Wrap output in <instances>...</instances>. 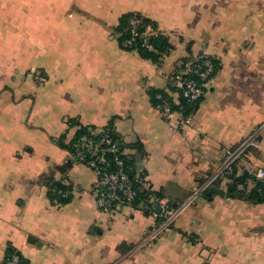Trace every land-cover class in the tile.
Listing matches in <instances>:
<instances>
[{
	"label": "crops",
	"instance_id": "1",
	"mask_svg": "<svg viewBox=\"0 0 264 264\" xmlns=\"http://www.w3.org/2000/svg\"><path fill=\"white\" fill-rule=\"evenodd\" d=\"M136 12L165 40L158 61L123 49ZM216 63L199 102L162 118L152 105L182 62ZM46 79L38 83L35 73ZM188 118L190 123L184 124ZM113 129L130 171L162 203L199 190L171 231L143 208L102 213L96 176L64 147L80 128ZM260 129L259 148L218 174L225 151ZM264 0H0V264H264ZM53 183L68 200L49 198Z\"/></svg>",
	"mask_w": 264,
	"mask_h": 264
},
{
	"label": "built area",
	"instance_id": "2",
	"mask_svg": "<svg viewBox=\"0 0 264 264\" xmlns=\"http://www.w3.org/2000/svg\"><path fill=\"white\" fill-rule=\"evenodd\" d=\"M129 39L125 40L121 47L127 49L133 45L135 39L143 40L142 47L150 52H154V47L147 42L148 38L157 34L146 24H143L140 17L134 14L127 21ZM213 64L210 60L204 59L194 64H189L182 74H191L195 78L183 79L178 73L171 77L173 85L182 90V97L185 101L194 106L203 96L206 80L213 73ZM34 79L42 84L46 79L39 72L35 73ZM157 99L162 103L155 105L153 108L162 118H169L173 113L169 105L163 100L161 95H157ZM184 124H189L190 120L185 118ZM99 131V130H98ZM260 129L254 131L247 136L239 145L231 150L225 151L218 174H231L236 162L246 155L252 149L259 148ZM74 153L70 154V160L66 163H79L86 166L96 176L95 182L91 187V193L95 199L98 209L109 217L122 209L131 208L137 190L152 191L150 182L143 175H136L132 180L127 172L124 161L121 159L122 152L118 144L112 141L108 136L93 141L89 137H81L78 143L73 146ZM109 156V158H108ZM259 178L264 177V171L257 173ZM199 190L193 191L192 196L176 208H170L167 203L152 198L151 202L156 205L159 211L155 214L156 224L152 229L147 231L141 241L140 248H146L152 243L171 231L172 224L192 202ZM61 193V192H59ZM63 197L67 194L62 193ZM57 203L56 201H54ZM21 257L14 253L10 255L4 264H20Z\"/></svg>",
	"mask_w": 264,
	"mask_h": 264
},
{
	"label": "trees",
	"instance_id": "3",
	"mask_svg": "<svg viewBox=\"0 0 264 264\" xmlns=\"http://www.w3.org/2000/svg\"><path fill=\"white\" fill-rule=\"evenodd\" d=\"M134 14H136V15H138V17H140V19H141L143 24H146L149 27H151L153 30L157 31V27L155 26V24L152 23L151 21H149L148 19H146L145 17H143L141 14L136 13V12L125 14V15H123L120 18L119 26H118V29H117V32L119 34L118 41H119L120 46L125 40L129 39V32H128V30H126L127 21ZM147 42L150 43L154 47V49H155L154 52H150V51L145 50L142 47L143 40L139 39V38L135 39V41L133 42V45L131 47L125 49V50L136 51L137 53H139L145 59H149V60H152V61H158L160 56L165 52V48H166L165 47V40L161 37V35L157 31V34L155 36L149 37ZM204 59L210 60L211 63L213 64V68H214L213 73L208 77V79H210L214 75L217 67H216L215 61L212 58L208 57V56H197V57H194V58H191V59L184 60L182 62V64L180 65L179 69L173 75L175 76L178 73H180L182 75L183 79L195 78L193 75L188 74V73L182 74V71H185L186 68L189 66V64H194V63L200 62V61H202ZM169 88H170L169 91L156 92V93L153 94V96H152V105H153V107L155 105L159 104V103H162L160 100L157 99V95H161L162 100L167 105H169V107L171 108V111H172L173 114L184 115L185 112L188 111L193 106L188 104L185 101V99L182 97V90L176 88L173 85L172 80H171V84H170ZM83 136L89 137L93 141H98L100 138H102L104 136H108L109 138L112 139V141H114L116 144H118L119 149L122 152V147H121V145H120V143L118 141V138L116 137L113 129L110 128V127H106V128L101 129L99 131L95 130L93 128L92 129L91 128H80L77 131V133H76L75 137L73 138V140L71 141V143L66 145V146H64L70 154L74 153V149H73L74 144L78 143L79 139L81 137H83ZM120 157L125 163V167L127 169V172L129 174L130 178L133 180L134 177L136 176V174L133 173L132 171H130L129 166H128L123 154ZM108 158H109V156H108ZM67 165H70V162L67 163ZM229 175H231V174H229ZM65 191H66V189H65V187L62 184L53 183L52 186H51V190L48 193L50 200L51 201H56L59 204L63 203V202H66L68 200V197H63L62 196V193H64ZM59 192H61V193H59ZM152 198H155L157 200H161L160 194L155 192V191H153V190L152 191L137 190L135 198H134L133 202L131 203V208L132 209L143 208L146 211L154 212L155 209H156V205H154L151 202ZM246 199L249 202L253 203V204L264 203V186L261 183L256 181L254 189H252L250 192H248L246 194ZM169 207L170 208H176V207H171V206H169ZM14 253L15 252L10 251V253L8 255L10 256V255H12ZM20 264H25V262L22 260V258H21V263Z\"/></svg>",
	"mask_w": 264,
	"mask_h": 264
},
{
	"label": "water",
	"instance_id": "4",
	"mask_svg": "<svg viewBox=\"0 0 264 264\" xmlns=\"http://www.w3.org/2000/svg\"><path fill=\"white\" fill-rule=\"evenodd\" d=\"M156 211L158 212V211H159V209H156Z\"/></svg>",
	"mask_w": 264,
	"mask_h": 264
}]
</instances>
